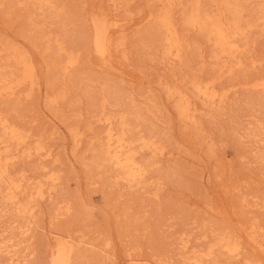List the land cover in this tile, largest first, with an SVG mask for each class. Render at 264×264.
<instances>
[{
  "label": "rangeland",
  "instance_id": "374dc122",
  "mask_svg": "<svg viewBox=\"0 0 264 264\" xmlns=\"http://www.w3.org/2000/svg\"><path fill=\"white\" fill-rule=\"evenodd\" d=\"M167 1L0 0V70H14L5 49L13 45L37 67L34 85H21L11 97L0 94L1 116L27 136L19 148H2L5 156L17 155L8 176L23 186L11 200L6 183L1 185L0 264H50L55 236L75 244L82 264H194L220 233L234 234L240 250L234 257L216 250L206 264H264V91L251 85L264 77V22L247 28L243 53L217 60L212 42L183 23L194 0H172L187 50L182 62L171 63L155 48L158 28L149 19ZM213 1L201 0L202 8ZM246 11L244 20L250 19ZM92 16H106L113 42L125 43L114 50L112 70L102 68L92 51ZM58 44L81 55L79 65L66 72L50 67L67 57ZM236 60L243 67L226 70ZM215 79L223 100L209 103L196 95L193 80ZM105 83L129 96L107 111L134 102L128 135H151L159 148L139 151L138 159L151 163L139 186L117 182L114 171L105 174L89 164L104 140L95 103ZM168 85L192 95L196 122L179 117ZM61 89L67 97L50 107V94ZM247 127L259 135L252 138ZM37 146H43L40 154ZM25 205L30 207L20 214Z\"/></svg>",
  "mask_w": 264,
  "mask_h": 264
},
{
  "label": "bare ground",
  "instance_id": "6f19581e",
  "mask_svg": "<svg viewBox=\"0 0 264 264\" xmlns=\"http://www.w3.org/2000/svg\"><path fill=\"white\" fill-rule=\"evenodd\" d=\"M32 1H34V3L36 4H39L47 0H32ZM256 1L258 0H214L213 5L210 8L204 10L201 6V0H194L193 5L190 4L192 6L184 12L183 23L191 28L193 27L198 28L200 32H202L205 35L206 39L212 42V44L214 45L213 53L215 58H217V60H220L222 57H230V58H232L233 56L236 57L238 56L237 53L239 54V52H242L241 50L243 48V45L241 44V40L247 28L253 27L254 25L258 24L259 21L264 22V0H260L261 4L257 3L258 5L255 3ZM175 4L177 3H174L172 0H168L167 3L163 4V7L160 10L149 15V19L153 20L157 24V28H158L156 33L154 32L155 34H153V42L155 48L160 49V51L162 50V56H163L162 58L164 60L166 59L165 61L171 63L182 62L184 60V56L187 50V46L185 44L186 41H184L182 32L180 31V28L177 24L178 21L176 22L174 17L173 5L175 7ZM246 10L249 11L248 15L250 14V19L244 20L243 13ZM100 17L99 16L91 17V24L93 26V31L91 36L92 51L96 56L97 62L103 65L102 68L106 67L109 70L110 67H114L112 66L114 63L113 62L114 50L118 46H124L125 43L124 41L118 43L113 42L112 39L113 38L112 34L114 32L113 28L110 27L109 21L106 18V16L101 18ZM5 49L8 54V57L13 62L14 70L11 71L10 74H8L7 72H3V70H0V94L2 95L7 94V96L11 97L17 92V90L19 89V87H21V85L26 84L28 82L31 83L32 85L35 84L37 67L35 66V63L33 62L32 58L30 57L27 51H24L14 45L7 46ZM56 49L59 53H65L67 57L63 61L59 60V61L51 62L50 67L56 70L61 69L64 70V72H66L69 68L76 66L80 62L81 55L79 56V54L76 53L75 51L66 50L65 47L61 44H58V47ZM243 65L244 62L238 60L233 65L230 66L227 65L229 66L228 67L229 69L226 70L230 71L231 69L232 71L234 69L233 67H243ZM118 70L120 71V69ZM251 83H252L251 84L252 87L254 86L255 89L259 88L261 89V91L262 90L264 91L263 76L260 78L258 77L256 80L252 81ZM191 85L192 88L195 90L196 95L201 97L206 102L214 103L215 101H221L223 100L224 97H226L225 94H220L216 89V79L210 81L193 80L191 82ZM105 87L106 88L104 89V91L100 93L98 96L97 94H95L97 96L96 97L97 103H95V105L97 106L96 110H97L98 120L102 121V123L104 124L103 126H105L104 129L102 127V129L104 130L103 131L104 140L102 141V146L96 150L93 159L89 164L91 165V167H95L96 169L101 170L105 174H110L112 171H114L115 174L113 175V177L117 182L124 181L130 184H134V186H136L138 183L137 186H139V182L144 181L146 173H148L147 172L148 166L151 164L150 162L143 163L142 160L140 161L138 159L139 151L152 150V152H158L159 148L156 145L153 136L151 135H147V136L138 135L133 137H130L128 135V131L130 127L128 115L131 112L135 114L134 110L137 109V105L134 102H132L124 110H120L119 112H111V111L108 112L107 111L108 106L110 107L114 106L120 108V105H124L125 99H128L129 96H127L123 92L121 87L112 86L108 83H105ZM167 92L170 97L171 96L174 98L176 97L177 99L176 106L179 117L183 120H190L192 122H196L195 116L197 114L196 112L194 113L196 107L193 108L194 106H192L193 105L192 95L180 89L178 86H170V85H168ZM52 94H50L48 104L50 105V107H55L61 100H64L67 97L68 91L61 89L57 91L55 94L54 92ZM247 130H248V135L251 136L252 138L258 136L260 133L253 131V129H251L250 127L249 128L247 127ZM73 132L76 135H78V132L76 130L75 131L73 130ZM26 138H27L26 134L24 135L23 132L18 128V126L16 127L15 124L14 125L10 124L6 118L1 116L0 113V189H1V185L6 183L8 190H10L11 191L10 193H12L11 196V194L8 192L10 194L8 195L11 200H15L16 198H18V196H16V192L20 190L22 185L21 181H17L8 176V169H7L8 163L14 162L17 158V155L13 153L5 156L3 155L2 148H4V151H9V147L12 144H16L19 148L20 145H22V143L26 142ZM42 149L43 146H37L36 152L39 151L40 154ZM159 152H162V150H160ZM46 154L49 156L51 152L47 151ZM26 155L27 156L31 155L30 149H28ZM50 177L54 182L58 181L59 178L54 174H52ZM144 183L141 184L144 185ZM38 194L40 196L43 195V190L41 187L38 190ZM10 202L14 203V201L13 202L10 201ZM27 206L29 205H25V207L22 206L18 208L17 211L20 212V214H22V212L25 213L28 208ZM244 224H246V222ZM256 232L254 230L253 235ZM232 236L235 237L234 234L231 236L229 235L227 236L225 235V233L224 234L220 233V235L214 238L213 240L214 242L208 246V249L206 251L202 253L199 252V254L194 256L193 263L206 264L205 260L210 257L212 258L216 250H221V249H223V251H226V253H228L229 255L230 254L233 255L234 257V255L237 254L240 250V244L237 241L238 239L235 240L233 239ZM54 239H55V244L52 247L50 264H82L83 256L80 255V253H77L78 251L75 248V244L70 243L69 242L70 240L67 241L66 237L64 236H55ZM12 245L13 243L11 244V246L9 245V247L13 248ZM14 246H16V244ZM9 252H12V250H9ZM14 253H16L17 255L16 251ZM10 255L11 253L9 254L8 258H10ZM14 263L15 262H13L12 264ZM213 263L217 264V261ZM130 264H152V263L140 259H132Z\"/></svg>",
  "mask_w": 264,
  "mask_h": 264
}]
</instances>
